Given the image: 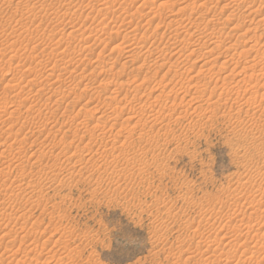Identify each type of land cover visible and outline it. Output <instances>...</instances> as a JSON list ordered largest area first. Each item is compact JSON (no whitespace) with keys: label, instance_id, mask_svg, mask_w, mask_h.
<instances>
[{"label":"rangeland","instance_id":"374dc122","mask_svg":"<svg viewBox=\"0 0 264 264\" xmlns=\"http://www.w3.org/2000/svg\"><path fill=\"white\" fill-rule=\"evenodd\" d=\"M231 1L0 0V264H264V0Z\"/></svg>","mask_w":264,"mask_h":264},{"label":"bare ground","instance_id":"6f19581e","mask_svg":"<svg viewBox=\"0 0 264 264\" xmlns=\"http://www.w3.org/2000/svg\"><path fill=\"white\" fill-rule=\"evenodd\" d=\"M124 2H125L124 4L128 5V3H126V1H124ZM134 2H135V1H134ZM169 2H170V1H169ZM172 2H173V0H172ZM172 2H171V3H172ZM231 2L234 3L233 0H232ZM132 3H133V2H132ZM162 3H163V2H162ZM166 3H168V1H167ZM183 3H184V2H183ZM190 3H191V2H190ZM190 3H189V4H190ZM21 4H22V3H21ZM122 4H123V3H122ZM129 4H130V3H129ZM202 4H203V3H202ZM139 5H140V4H139ZM141 5H142V4H141ZM141 5H140V6H141ZM144 5H145V4H144ZM144 5H143L142 7H144ZM159 5H161V3H160ZM187 5H188V4H187ZM190 5H191V4H190ZM205 5H206V4H205ZM229 5H230V4H229ZM129 6H130V5H129ZM183 6H184V5H183ZM185 6H186V5H185ZM188 6H189V5H188ZM188 6H187V7H183V8H178V11H177L178 14H182V13H183V14L186 15V12H185V11L188 10V9H187ZM121 7H123V6H121ZM142 7H141V9H142ZM192 7H193V5H192ZM223 7H224V6H222L221 8L223 9ZM125 8H126V6L123 8V10H125V12H126V10H127L128 7H127L126 9H125ZM131 8H132V7H131ZM136 8H137V7H136ZM144 8H145V7H144ZM189 8H190V6H189ZM218 8H220V7H218ZM120 9H121V8H120ZM148 9H149V8H148ZM148 9H147V10H148ZM151 9H152V7H151ZM123 10H122V11H123ZM129 10H131V9H129ZM138 10H139V9H138ZM147 10H146V11H147ZM127 11H128V10H127ZM135 11H137V10L135 9ZM141 11H142V10H141ZM148 11H149V10H148ZM195 11H196L195 8H192V9H191V13H192V15L195 13ZM210 11H211V10H210ZM220 11H221V10H220ZM128 12H129V11H128ZM128 12H127V13H128ZM151 12H152V11H149V12H147V13H145V14H146L147 16H148V15L150 16ZM184 12H185V13H184ZM199 12H200V11H199ZM208 12H209V11H208ZM127 13H125V15H126ZM136 13L139 14L140 12L137 11ZM187 13L189 14V12H187ZM191 13L189 14V17H188V18H190ZM247 13L249 14V12H247ZM253 13H254V12H253ZM128 14L131 15V13H128ZM176 14H177V13H176ZM199 14H200V13H199ZM244 14H245V13H244ZM248 14H247V15H248ZM250 14H251V13H250ZM123 15H124V13H123ZM130 15H128V16H130ZM135 15H136V14H135ZM151 15H152V17H150L151 19H153V18H154V19H155V18L157 19V16H156V15L153 16V13H152ZM204 15H206V14H204ZM234 15H235V14H234ZM245 15H246V14H245ZM149 16H148V17H149ZM196 16H197V15H196ZM237 16L239 17V15H237ZM250 16H251V15H250ZM126 17H127V16H126ZM136 17H137V16H136ZM158 17H159V16H158ZM191 17H193V16H191ZM242 17H244V16H242ZM263 17H264V16L262 15L261 18H263ZM122 18H124V16H123ZM139 18H140V15H139ZM164 18H165V17H164ZM164 18L161 16V17L157 20L158 23H156V24L154 25V29H156V28H157V29L162 28L161 25L164 24V22H163ZM169 18H170V19H169L168 23L165 22V23H167V24H166V25L164 24L163 26H164V28H165V31L175 33L176 31H178V29H180V28L183 26V25H182L183 23H182V21L180 20V16H175V15H171V14H170V17H169ZM178 18H179V19H178ZM186 18H187V17H186ZM201 18H202V17H201ZM203 18H204V17H203ZM249 18H251V17H249ZM252 18H254V17H252ZM252 18H251V19H252ZM147 19H148V18H147ZM204 19H206V18H204ZM215 19H216V18H215ZM242 19H243V18H242ZM247 19H248V18H247ZM123 20H124V19H123ZM133 20H134V19H133ZM148 20H150V19H148ZM148 20H147V21H148ZM165 20H166V19H165ZM187 20H189V19H187ZM200 20H201V19H200ZM207 20H208V19H207ZM222 20H223V19H222ZM222 20H221V21H222ZM226 20H227V19H226ZM226 20H223V21H226ZM243 20H244L243 23H245V18H244ZM243 20H242V21H243ZM249 20H250V19H249ZM253 20H254V19H253ZM253 20H250V21L252 22ZM259 20H260V19H259ZM202 21H203V20H202ZM214 21H216V20H214ZM242 21H241V22H242ZM247 21H248V20H247ZM124 22H125V21H124ZM148 22H149V21H148ZM151 22H152V20H151ZM183 22H185V21H183ZM239 22H240V21H239ZM239 22H238V24H239ZM262 22H263V20H262ZM122 23H123V22H122ZM138 23H139V21H138ZM144 23H145V22H144ZM144 23H143V24H144ZM193 23H194V22H193ZM193 23H191V24L193 25ZM200 23H201V22H199L198 24H200ZM216 23H217V22H216ZM222 23H223V22H222ZM227 23H228V22H227ZM128 24H129V23H128ZM133 24H134V23H133ZM143 24H142V26H144ZM147 24H148V23H147ZM185 24H186V22H185ZM189 24H190V23H189ZM209 24H210V23H209ZM238 24H237V25H238ZM130 25H131V24H130ZM137 25H139V24H137ZM145 25H146V24H145ZM204 25H205V24H204ZM237 25H234V26H237ZM249 25H250V23L248 24V26H249ZM150 26H152V25L150 24ZM225 26H226V23L224 24V27H225ZM188 27H189V26H188ZM204 27H207V26H204ZM224 27H222V28L224 29ZM249 27H250V26H249ZM125 28H126V27H125ZM182 28H185V25H184ZM186 28H187V27H186ZM190 28H191V27H190ZM190 28H189V29H190ZM211 28H212V27H211ZM239 28H241V27H233V29L230 28L232 31L230 30V32H229L228 34L231 35V33H232V34L235 33L237 30H239ZM243 28H245V27H243ZM251 28H252V27H251ZM251 28H248V29L245 28L246 30H245V29H244V30H245V32H246L247 30H249V32H250ZM195 29H196V28H195ZM212 29H213V28H212ZM241 29H242V28H241ZM256 29H257V27H256ZM125 30H126V29H125ZM203 30H204V29H203ZM133 31H134V30H132V32H133ZM181 31H182V30H181ZM181 31H179V32H181ZM186 31H187V30H186ZM189 31H190V30H189ZM193 31H194V29H193ZM193 31H192V32H193ZM195 31H197V30H195ZM211 31L214 32L213 30H211ZM215 31H216V30H215ZM219 31H220V30H219ZM251 31H252V30H251ZM129 32H130V31H129ZM138 32H139V31H138ZM179 32H178L177 34H180ZM182 32H183V31H182ZM187 32H188V31H187ZM245 32H244V33H245ZM210 33H211V32H210ZM210 33H209V34H210ZM142 34H143V33H142ZM160 34H161V33H160ZM163 34H165L164 31H163ZM175 34H176V33H175ZM189 34H190V33H189ZM209 34H208V35H209ZM223 34H224V33H223ZM242 34H243V33H242ZM129 35H131V34H128V36H129ZM212 35H215V33H214V34L212 33ZM212 35H211V36H212ZM123 36H125V35L123 34ZM126 36H127V35H126ZM173 36H174V35H173ZM175 36H176V35H175ZM178 36H179V35H178ZM211 36H209V37H211ZM227 36H228V35H227ZM231 36H232V35H231ZM244 36H245V35H244ZM244 36H242V37H244ZM151 37H152V36H151ZM213 37H214V36H213ZM236 37L240 38L241 36L238 35V36H236ZM242 37H241V39H243ZM131 38H132V37H131ZM134 38L136 39V37H134ZM145 38H147V37H145ZM196 38H197V37H196ZM200 38H202V36H201ZM205 38H208V37H205ZM214 38H215V37H214ZM218 38H219V37H218ZM252 38H253V37H252ZM123 39H124V37H123ZM211 39H212V38H211ZM258 39H260V38H258ZM184 40H185V39H184ZM199 40H200V39H199ZM204 40H205V39H204ZM204 40H202V43H203ZM207 40H209V39H207ZM228 40H229V39H228ZM263 40H264V39H263ZM153 41H154V40H153ZM211 41H212V40H211ZM211 41H210V42H211ZM234 41H236V40H234ZM237 41H238V40H237ZM150 42H151V41H150ZM191 42H192V41H191ZM210 42H209V43H210ZM213 42H214V41H213ZM213 42H211V43H213ZM227 42H228V41H227ZM263 42H264V41H263ZM145 43H146V42H145ZM145 43H142V44H141L139 41L137 42V40H133V41H131V42H128V40L126 39V41H124V44H121V45H124V46L126 45L125 47L122 46V48H124V50H125V52H126L127 54L135 55V52H143V51H142V50L144 49L143 44L145 45ZM152 43H153V42H152ZM169 43H170V42H169ZM187 43H188V42H187ZM187 43H186V44H187ZM221 43H222V42H221ZM235 43L238 44L237 42H235ZM257 43H258V42H255V44H257ZM175 44H176V43H175ZM205 44H206V43H205ZM214 44H215V43H214ZM214 44H213V45H214ZM233 44H234V43H233ZM236 44H235V46H236ZM255 44H254V45H255ZM167 45H168V44H167ZM149 46H150V45H149ZM165 46H166V45H165ZM192 46H193V45H192ZM216 46H217V45H216ZM224 46H226V45H224ZM198 47H199V46H198ZM202 47H204V46H202ZM227 47H229V46H227ZM251 47H252V46H251ZM253 47H254V46H253ZM253 47H252V48H253ZM117 48H119V47H117ZM122 48H121V49H122ZM152 48H154V47H152ZM156 48H157V45H156ZM156 48H155V51H153V50H154V49H153V50H149V51H145V52H148L149 55L154 54V52H155V53H156V52H157V53H160V52L163 53V50H164V49H161V50L158 52V51H156V50H158V49H160V48H158V49H156ZM170 48H171V45L168 46L164 51L170 50ZM199 48H200V47H199ZM232 48H233V47H232ZM252 48H251V49H252ZM145 49H146V48H145ZM174 49H175V48H174ZM174 49L172 48V50H174ZM191 49H192V48H191ZM200 49H201V48H200ZM248 49H249V48H248ZM251 49H250V51H251ZM116 50H117V49H116ZM198 50H199V49H198ZM242 50H243V49H242ZM256 50H258V49H256ZM111 51H112V49H111ZM113 51H114V50H113ZM113 51H112V52H113ZM122 51H123V50H122ZM176 51H177V50H176ZM192 51H193V50H192ZM204 51H205V50H204ZM168 52H169V51H168ZM187 52H188V51H187ZM165 53H166V52H165ZM179 53H180V52H179ZM255 53H256V52H255ZM260 53H261V52H260ZM141 54H142V53H141ZM187 54H188V53H187ZM189 54H191V53L189 52ZM203 54H204V52H203ZM136 55H137V53H136ZM170 55H172V54H170ZM238 55H239V54H238ZM241 55H242V54H241ZM126 56H127V55H126ZM139 56H140V55H139ZM145 56H147V55H145ZM157 56H158V55H157ZM157 56H156V57H157ZM178 56H179V55H178ZM184 56H185V55H184ZM189 56H190V55H189ZM205 56H206V55H205ZM207 56H208V55H207ZM256 56H257V54L255 55V57H256ZM260 56H261V55H260ZM117 57H118V56H117ZM133 57H134V56H133ZM149 57H150V56H149ZM163 57H164V56H163ZM166 57H167V56H166ZM245 57H246V56H245ZM262 57H263V56H262ZM127 58H128V57H127ZM134 58H135V57H134ZM203 58H204V57H203ZM246 58H247V57H246ZM252 58H253V57H252ZM137 59H138V58H137ZM164 59H165V57H164ZM175 59H176V58H175ZM253 59H254V58H253ZM130 60H131V59H130ZM134 60H135V59H134ZM162 60H163V59H162ZM168 60H169V59H168ZM179 60H180V59H179ZM251 60H252V59H251ZM173 61H174V60H173ZM173 61H172V62H173ZM205 62H206V61H205ZM223 62H224V61H223ZM164 63H165V62H164ZM174 63H175V61H174ZM229 63L231 64V62H229ZM159 64H160V63H159ZM171 64L173 65V63H171ZM172 65H171V66H172ZM203 65H204V63H203ZM227 65H228V64H227ZM157 66H158V65H157ZM233 66H235V65H233ZM233 66H232V68H231L232 70H233ZM160 67H161V66H160ZM221 67H223V66H221ZM219 68H220V67H219ZM234 68H235V67H234ZM246 68H247V67H246ZM246 68H245V69H246ZM249 68H250V66H249ZM249 68H248V69H249ZM169 69H170V68H169ZM159 70H160V69H159ZM201 70H202V69H201ZM223 70H224V69H223ZM29 71H30V70H29ZM64 71H65V69H64ZM230 71H231V70H230ZM197 72H198V71H197ZM198 73H200V72H198ZM29 74H30V73H29ZM196 74H197V73H196ZM229 75H230V74H229ZM231 75H232V74H231ZM27 76H28V75H27ZM225 77H227V76H225ZM249 77H252V76H249ZM261 77H262V76H261ZM254 78H256V77H254ZM218 79H220V78H218ZM216 80H217V79H216ZM225 80H226V79H225ZM225 80H224V83H225ZM257 80H258V79H257ZM217 81L223 82V81H221V80H217ZM248 82H249V81H248ZM120 83H121V82H120ZM226 83H227V82H226ZM246 83H247V82H246ZM126 84H127V83H126ZM204 84H205V83H204ZM206 84H207V83H206ZM215 84H216V83H215ZM195 85H196V84H195ZM204 86L206 87L207 85H204ZM222 86H223V85H222ZM57 87H58V86H57ZM60 87H61V86H60ZM62 87H63V86H62ZM215 87H216V86H215ZM207 88H208V87H207ZM215 89H216V88H215ZM215 89H214V90H215ZM61 90H62V89H61ZM130 90H131V89H130ZM153 90H154V89H153ZM153 90H152V92L155 91V90H154V91H153ZM56 91H58V90L56 89ZM150 91H151V90H150ZM155 92H156V91H155ZM160 92H161V91H160ZM256 92H257V91H256ZM59 93H60V92H59ZM59 93H58V94H59ZM215 93H216V92H215ZM252 94H253V93H252ZM256 94H257V93H256ZM156 97L159 98V95L156 96ZM156 97H155V98H156ZM158 98H156V99H158ZM156 99H155V100H156ZM249 100H250V99H249ZM246 101H248V100H246ZM223 102H225V101H223ZM242 103H243V102H242ZM246 103H247V102H246ZM150 105H151V104H150ZM72 106H73V105H72ZM144 106H145V105H144ZM152 106H153V105H152ZM141 107H142V105H141ZM147 107L149 108L150 106H147ZM147 107H146V108H147ZM153 108H154V107H153ZM140 109H142V108H140ZM143 109H145V107H144ZM15 110H16V109H15ZM96 110H97V109H96ZM146 110H147V109H146ZM90 111H91V110H90ZM98 111H99V110H98ZM139 111H140V110H139ZM141 111H142V110H141ZM141 111H140L139 113H141ZM13 112H14V111H13ZM143 112H144V111H143ZM148 112H149V110H148ZM92 113H93V112H92ZM92 113H90V114H92ZM95 113H96V111H95ZM144 113H146V111H145ZM103 114H104V113H103ZM142 114H143V113H142ZM93 115H94V114H93ZM99 117H101V115H100ZM92 118H93V117H92ZM99 119H100V118H99ZM102 119H104V118H102ZM129 119H131V118H129ZM97 120H98V119H97ZM127 120H128V118H127ZM131 120H132V119H131ZM4 121H5V120H4ZM99 121H101V120H99ZM125 121H126V120H125ZM128 121H129V120H128ZM128 121H126L127 124L129 123ZM31 122H32V121H31ZM126 122H125V123H126ZM3 123H4V122H3ZM99 123H100V122H99ZM1 125H2V124H1ZM4 126H5V125H4ZM11 127H12V126H11ZM45 127H46V126H45ZM120 127H121V125H120ZM123 127H124V126H123ZM5 128H6V127H5ZM39 128H42V127H39ZM121 128H122V127H121ZM11 129H12V128H11ZM1 130H2V129H1ZM6 130H7V129H6ZM16 130H18V129H16ZM9 131H10V130H9ZM85 131H86V130H85ZM10 132H11V131H10ZM58 132H59V131H58ZM86 132H87V131H86ZM84 133H85V132H84ZM104 134H105V133H104ZM102 138H103V137H102ZM87 144H88V143H87ZM98 147H99V146H98ZM103 147H104V146H103ZM114 147H115V146H114ZM69 148H70V147H69ZM91 149H92V148H91ZM91 149H89L88 151H90ZM104 149H105V148H104ZM3 155H4V154H3ZM7 155H8V154H7ZM100 155H101V154H100ZM91 156H92V155H91ZM9 157H10V156H9ZM7 158H8V157H7ZM15 158H17V157H15ZM0 159H1V158H0ZM9 159H10V158H9ZM17 159L19 160V158H17ZM10 160H11V161H14V160H12V159H10ZM20 160H21V159H20ZM14 162H15V161H14ZM14 162H13V163H14ZM18 162H19V161H18ZM1 163H2V162H1ZM3 163H4V162H3ZM6 164H7V166L9 165L8 163H6ZM11 166H12V165H11ZM2 168H3V167H2ZM3 169H4V168H3ZM2 172H3V171H2ZM3 175H4V174H3ZM2 177H3V176H2ZM260 190H261V189H260ZM236 198H237V197H236ZM237 203H238V202H237ZM242 203H243V202H242ZM235 206H236V205H235ZM251 208H252V207H251ZM228 209H229V208H228ZM261 210H262V209H261ZM249 215H250V214H249ZM249 215H248V216H249ZM251 215H252V214H251ZM253 215H255V214H253ZM228 223H229V222H228ZM212 224H213V223H212ZM222 226H223V225H222ZM259 227H261V226H259ZM246 229H247V228H246ZM234 231H235V230H234ZM228 236H229V235H228ZM199 239H200V238H199ZM204 239H205V238H204ZM223 239H224V238H223ZM223 239H222V241H223ZM235 239H236V238H235ZM216 240H217V239H216ZM225 240H226V239H225ZM230 240H231V239H230ZM230 240H229V242H230ZM243 240H244V239H243ZM235 241H236V240H235ZM229 242L226 241V243H229ZM36 243H37V242H36ZM233 243H234V242H233ZM217 244H218V243H217ZM229 244H230V243H229ZM226 246L230 247L229 245H226ZM232 246H233V245H232ZM234 246H235V245H234ZM239 246H240V245H239ZM214 247H215V246H214ZM205 248H206V247H205ZM209 248H210V247H209ZM220 249H221V247H220ZM207 250H208V249H207ZM207 250H206L205 252H207ZM217 251H218V250H217ZM217 251L215 250V252H217ZM205 252H204V253H205ZM210 252H211V250H210ZM215 252H214V253H215ZM230 252H231V251H230ZM208 253H209V252H208ZM208 253H206V254H208ZM240 253H241V252H240ZM243 253H244V252H243ZM209 254L212 255V253H209ZM216 254H218V253H216ZM204 255H205V254H204ZM213 255H214V254H213ZM208 256H209V255H208ZM208 256H207V258H208ZM215 256L217 257V256H220V255L218 254V255H215ZM262 256H263V255H262ZM209 257H210V256H209ZM220 257H221V256H220ZM231 257H232V256H231ZM263 257H264V256H263ZM252 258H253V257H252ZM208 259H210V258H208ZM217 259H218V258H217ZM217 259L215 260L216 262L214 261L215 263L218 262ZM222 259H223V258H222ZM228 259H230V256H229ZM220 260H221V259H220ZM220 260H219V261H220ZM225 260L227 261V259H225ZM250 260H251V259H250ZM226 261H225V264L232 263V262H228V261L226 262ZM230 261H231V260H230ZM240 261H241V260H240ZM199 262H200V261H199ZM211 262L213 263V259L211 260ZM207 263H208V262H207ZM209 263H210V262H209ZM212 263H210V264H212ZM223 264H224V263H223ZM233 264H234V263H233Z\"/></svg>","mask_w":264,"mask_h":264}]
</instances>
